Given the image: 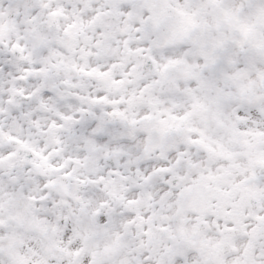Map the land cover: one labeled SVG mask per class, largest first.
<instances>
[{
    "label": "snow or ice",
    "instance_id": "6c2138e0",
    "mask_svg": "<svg viewBox=\"0 0 264 264\" xmlns=\"http://www.w3.org/2000/svg\"><path fill=\"white\" fill-rule=\"evenodd\" d=\"M0 264H264V0H0Z\"/></svg>",
    "mask_w": 264,
    "mask_h": 264
}]
</instances>
